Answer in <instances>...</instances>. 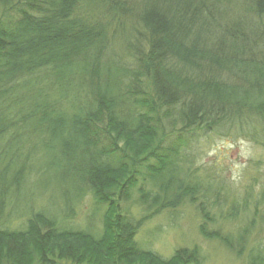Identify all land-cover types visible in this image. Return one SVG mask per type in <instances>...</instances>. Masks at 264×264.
<instances>
[{
    "label": "trees",
    "instance_id": "16d2710c",
    "mask_svg": "<svg viewBox=\"0 0 264 264\" xmlns=\"http://www.w3.org/2000/svg\"><path fill=\"white\" fill-rule=\"evenodd\" d=\"M94 2L120 17L116 0H0L3 199L32 161L69 187L86 185L106 207L98 238L40 214L23 231L0 228V264H198L197 247L163 259L134 239L144 221L184 201L199 212L203 236L237 250L246 230L233 242L207 229L212 218L187 158L196 132L264 145V0H147L129 21L127 62L112 53L107 27L85 18ZM258 67L239 93L236 80ZM134 188L139 219L117 208Z\"/></svg>",
    "mask_w": 264,
    "mask_h": 264
},
{
    "label": "rangeland",
    "instance_id": "374dc122",
    "mask_svg": "<svg viewBox=\"0 0 264 264\" xmlns=\"http://www.w3.org/2000/svg\"><path fill=\"white\" fill-rule=\"evenodd\" d=\"M116 1L120 5V17L107 16L99 2L92 3L90 8L86 4L83 14L94 24L107 27L112 53L127 62L125 44L133 34L131 23L137 22V13L148 2ZM5 12L0 7V19L4 18ZM230 43L237 47L236 42ZM259 68L262 67L247 73L246 79L236 80L239 93L249 89L248 84H253L261 72ZM201 133L196 132L193 136L195 144L193 154L187 158V178L199 183L197 199L205 202L212 218L207 229L226 234L233 242L245 229L242 246L239 244L233 251L220 238L203 236L199 231L201 216L188 201L144 221L134 236L135 242L140 249L149 250L163 259L170 258L178 249L197 247L201 255L198 264H249L248 259L254 257L261 258V264H264V145L253 143L243 135ZM149 160L150 163L153 161ZM45 165L30 161L15 193L7 194L4 199L0 193V228L23 231L27 218L40 214L53 220L56 228L80 229L99 236L105 205L93 199L86 185L69 187L68 182L60 181L56 172L53 174ZM138 184L143 188L140 176ZM137 196L136 188L132 189L129 199L119 200L118 212L139 219L142 213ZM55 264L81 263L61 260Z\"/></svg>",
    "mask_w": 264,
    "mask_h": 264
}]
</instances>
